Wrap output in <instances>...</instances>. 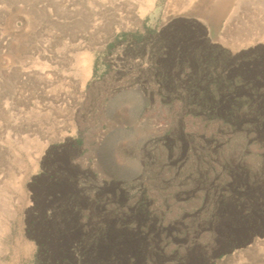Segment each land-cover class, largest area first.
<instances>
[{"label":"rangeland","instance_id":"1","mask_svg":"<svg viewBox=\"0 0 264 264\" xmlns=\"http://www.w3.org/2000/svg\"><path fill=\"white\" fill-rule=\"evenodd\" d=\"M259 34L264 0H0V264L73 258L61 246L73 237L44 228L31 210L61 193L35 177L45 152L68 141L93 155L95 179L81 187L96 199V244L121 242L112 264H133L139 234L121 228V215L143 197L151 210L191 214V226L159 240L184 264L210 252L196 247L210 229L195 214L216 209L219 197L224 239L235 217L240 237L247 220L264 221V106L228 114L218 103L264 98ZM247 35L254 43L231 45ZM246 162L247 180L237 169ZM224 252L217 264H264V234Z\"/></svg>","mask_w":264,"mask_h":264},{"label":"flooded vegetation","instance_id":"2","mask_svg":"<svg viewBox=\"0 0 264 264\" xmlns=\"http://www.w3.org/2000/svg\"><path fill=\"white\" fill-rule=\"evenodd\" d=\"M220 106H228L227 113L232 114L236 107L242 105L264 106V98L261 99H235L227 98L218 102ZM99 163L107 166L110 164V155L98 151ZM92 153L86 151V147L77 141H68L63 144L54 145L46 152L42 160L43 169L35 180H46L51 186L62 185L61 193L46 194L43 197L36 198L32 204L31 210H40V221L44 228L52 230L57 228L59 232H65L73 237L74 241L69 243H61L62 247H66L73 251V258L60 259L59 264H112L111 249L117 248L120 241L112 242L110 236L106 237V241L97 243L93 233L96 229V212L90 211L95 206V196L86 193L82 188L86 182L95 179V172L92 168ZM72 168L83 169L82 173L70 171ZM237 168V167H236ZM240 168L245 170L246 180L253 176L251 171V163L246 162ZM239 177L241 174L236 172ZM36 181V182H37ZM107 201H111V197H105ZM122 200H127V195H123ZM240 201L242 197H238ZM145 197L141 199L142 205L137 210H125L121 215V228L129 230L133 227L139 234L136 244L137 254L132 260L133 264H184L186 255L177 253L160 245V233L165 232L173 235L180 231L181 228L191 226V216L187 211L178 213L170 211L169 213L160 210H151ZM224 199L219 197L216 209L197 212L196 217H202L198 222L204 225L206 229H210L209 236L198 242L196 247L199 249L210 250L205 256L198 258V264H217L225 252L224 250H234L251 244V239L255 233L264 234L263 220H247V224L243 227V236H236L239 227V216L233 225L229 228L233 232L224 239V217L225 211ZM84 210H87L84 213ZM106 217H111L112 212L105 208ZM102 216V215H101ZM234 217V216H233ZM167 218V219H166ZM135 219V220H134ZM166 219V220H165ZM238 221V222H237ZM31 228H35V216L30 222ZM203 226V227H204ZM113 227V222L105 221V230L107 234ZM231 232V231H229ZM216 234V235H215ZM43 246V245H42ZM99 248L100 252L92 254L91 251ZM84 250V251H83ZM88 251V252H87ZM163 256L164 262H156Z\"/></svg>","mask_w":264,"mask_h":264},{"label":"bare ground","instance_id":"3","mask_svg":"<svg viewBox=\"0 0 264 264\" xmlns=\"http://www.w3.org/2000/svg\"><path fill=\"white\" fill-rule=\"evenodd\" d=\"M259 35H261L260 37L263 36L262 38H264V34H259ZM254 41H255L254 35H247L245 38L235 40L231 45L233 47H241L247 44L254 43Z\"/></svg>","mask_w":264,"mask_h":264},{"label":"trees","instance_id":"4","mask_svg":"<svg viewBox=\"0 0 264 264\" xmlns=\"http://www.w3.org/2000/svg\"><path fill=\"white\" fill-rule=\"evenodd\" d=\"M178 53H179V54H182V53H181V49L178 50ZM228 114H229V113H228Z\"/></svg>","mask_w":264,"mask_h":264}]
</instances>
